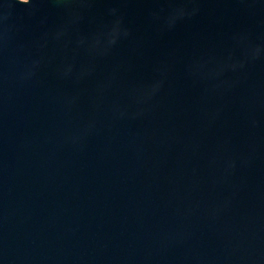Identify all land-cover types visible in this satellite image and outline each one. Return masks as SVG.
Listing matches in <instances>:
<instances>
[{"label":"water","instance_id":"1","mask_svg":"<svg viewBox=\"0 0 264 264\" xmlns=\"http://www.w3.org/2000/svg\"><path fill=\"white\" fill-rule=\"evenodd\" d=\"M0 264H264V0H0Z\"/></svg>","mask_w":264,"mask_h":264}]
</instances>
